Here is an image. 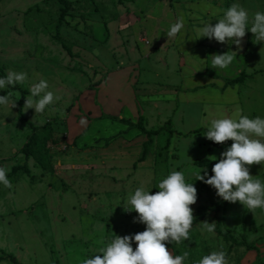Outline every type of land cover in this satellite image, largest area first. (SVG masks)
<instances>
[{"label":"rangeland","instance_id":"rangeland-1","mask_svg":"<svg viewBox=\"0 0 264 264\" xmlns=\"http://www.w3.org/2000/svg\"><path fill=\"white\" fill-rule=\"evenodd\" d=\"M242 2L251 5L249 15L264 12V6H261L264 0ZM148 10L145 4L139 5L135 0H0V77H5L9 71L25 72L28 76L24 85L0 90V95L9 94L16 100L10 114H7L10 109H0V167H10V171L12 164L24 163L26 159L23 146L31 128L19 118L22 91H26V99L30 95L29 86L45 80L49 86L47 90L60 97L42 114H35L34 109L25 111V99L23 101L22 110L29 122L39 127L45 124L53 127L52 138L46 144L49 155L44 154L49 156L55 171L53 174L44 173L43 184L36 179L33 183L29 174L20 173L17 179L8 177L11 188L0 185V264H14L6 258L7 254H13L20 264H81L82 259L88 256L102 255L97 252L115 235L122 237L145 230L144 224L134 222L137 213L125 211L118 203L126 205L127 197L139 186L152 188L150 193L157 192L155 187L158 182L174 170L185 172L187 182L193 183L197 190V200L190 205L194 218L198 206L223 201L214 188L195 180L194 173L201 168L202 175L206 170L211 176L214 164L198 166L194 161L203 158L211 160L215 156L213 161L217 162L221 152L232 143L229 140L220 147L211 144L204 134L212 119L231 116L237 108L249 118H264L262 43L247 50V66L250 70L255 67L260 71L255 73V80L243 86L241 102L231 106L229 111L222 110L219 104L198 102L199 107H204L203 113L192 115L189 112L181 125L176 118L168 123V118L163 116L159 120L152 117L151 120H155L154 128H150L152 130L166 126L178 132H189V135L174 132L170 139V128L165 130L154 138L148 152L150 155L144 161L136 160L142 154V147L138 151L140 140L130 144L126 141L123 156L117 160V172L113 175L110 170L102 172L90 166L79 168L83 161L97 158L93 151L99 152L93 147L86 150L90 145L82 146V138L89 129L85 117L97 120L92 118L88 109L90 104L97 103L93 99L88 103L87 90L98 89L111 71L134 66L129 81L137 98H140L142 92L138 87L145 80H141L139 71L149 70L147 65L150 64L162 65L174 56L173 52L168 54L165 49L152 50L157 40L151 37L149 31L156 22L147 21ZM62 14L64 20L58 32L70 43L74 56H70L56 39L57 23ZM241 49V46L237 47L238 51ZM151 51L158 62H148ZM139 64L141 67H138ZM170 64L168 75L172 73L175 76L176 65ZM163 75L166 78V72ZM146 82L150 87L145 90L144 96L150 98V102H141V110L145 107L153 111L162 110L164 106L168 109V81L154 82L149 79ZM129 97L126 93L124 98L128 100ZM173 99L172 105H175L177 101L175 97ZM127 102V107L134 110L131 100ZM191 103L196 105L197 102ZM101 108L105 109L103 102ZM106 108L112 114L118 113L112 102L106 103ZM253 111L257 114L254 115ZM122 114H128L130 118V111L126 108ZM82 118L85 119L83 124ZM111 122L112 126L117 123ZM100 124L94 123L96 130L93 134L105 131V123ZM68 128L76 137L73 144L66 142ZM63 161L79 163L76 167L73 164L65 167ZM134 162L140 164L138 169L146 170L143 176L136 179L132 178L137 169L132 167ZM28 165L35 178L44 171L32 157ZM142 169L140 173H143ZM249 170L254 178L264 181V164H253ZM218 216L223 220L222 230L233 232L239 241L252 242L258 236H264V210L256 209L252 213L236 202L229 203ZM203 221L216 225L211 212ZM201 223L192 227L190 239L182 244L166 243L170 254L181 255L187 251L188 264H196L202 256L223 250L227 264H239L247 249L225 240L216 232L203 233ZM262 241L263 238L258 242Z\"/></svg>","mask_w":264,"mask_h":264},{"label":"clouds","instance_id":"clouds-1","mask_svg":"<svg viewBox=\"0 0 264 264\" xmlns=\"http://www.w3.org/2000/svg\"><path fill=\"white\" fill-rule=\"evenodd\" d=\"M183 28V20L178 19L164 34L167 39L175 38ZM246 31L253 34L254 42H264V12L258 11L250 18L245 8L233 3L222 19L215 24L205 23L193 39L203 37L218 43L231 41L239 48ZM233 60V54L228 52L212 54L211 67L223 70ZM27 80V73L9 71L5 77H0V90L24 85ZM48 87L45 80L31 84L24 110L34 109L35 114H42L59 100L60 97L54 96L52 91L47 90ZM15 101L9 94L0 95V109H10L7 113L10 114ZM83 123L85 119L82 118ZM204 135L217 144L228 140L232 143L212 166V175L209 176L206 170L202 175L201 168L194 173L195 180L214 188L223 201L239 202L252 213L256 209L264 210V181L254 178L249 170L253 164H264V118H249L237 108L231 116L212 119ZM7 172L8 169L0 167V185L11 188ZM155 188L158 191L150 193L152 188L139 186L127 197L126 205L118 203L125 211L137 213L134 222L144 224L145 230L122 237L115 235L97 252L102 255L88 256L82 259L81 264H188L187 251L174 256L168 251L166 243L180 245L190 239L194 221L190 205L197 200V190L193 183L187 182L185 172L175 170L160 180ZM200 229L203 233L214 234L215 224L202 221ZM196 264H227L226 253L223 250L212 251Z\"/></svg>","mask_w":264,"mask_h":264},{"label":"crops","instance_id":"crops-1","mask_svg":"<svg viewBox=\"0 0 264 264\" xmlns=\"http://www.w3.org/2000/svg\"><path fill=\"white\" fill-rule=\"evenodd\" d=\"M135 1L138 2L139 5L145 4L149 8L147 21L151 22V20H153L156 22L155 26L152 27L149 31L151 37L153 36L157 40L156 45L154 46V48H152V50L154 51L156 49H165L168 54L173 52L174 56L170 57V61L168 60L163 62V66L161 65V63L158 65L150 64L147 65V68L149 70H141L139 71V73L137 71L138 75L141 76V80H145V83H141L138 87V90L142 92L140 98H137L136 92H134L135 90L130 84L131 82L129 81V76L133 72L134 66L119 68L113 72L111 71L107 74L106 80L98 87V89L87 90L86 93L89 94L88 103H90L92 99L97 103L93 106L91 104L88 106V109L92 112H90L92 118H95L97 120H89L87 117H85L89 129L86 133L85 138H82V146L84 144L90 145L88 146V148H86V150L93 147V150H97L99 152L97 154L93 151V153L95 154L94 156H97V158L87 159L86 161H83V165H81L79 168L87 169L90 166L94 167L97 170L100 169V171L102 172H109L110 170L111 175H113L114 172H117V170L115 169L118 166L117 160L123 156L124 150L122 149L126 145V141L127 144H130L137 140H140V146L138 147L139 151L143 146V142L147 140V137L142 135L141 131L138 128H129L127 125L120 122H117L120 123L117 124L115 121L109 118H101L103 115L121 116L126 119H130L134 123L138 121L139 116H143V124L147 130H152L150 128H154L153 122H155V120H159L160 116L165 117V119L168 118V123L172 121V118H176L179 121L178 123L181 125L183 124L184 118L187 117V114L189 112L192 113V115H200L201 113H203L204 107H199L198 102H205L208 105L219 104L222 110L224 109L225 111H229L231 109V106L241 102L240 94L243 86L255 80V73L260 71L256 70L255 67L250 70V67L247 66V50L249 48H252L253 45L258 46L259 43L264 44V42H254L255 37H253V34L250 31H246L245 37L242 39L241 51H238L237 46L231 44V41L229 43H218L215 40H209L203 37L193 39L197 35L199 29L205 23L210 22L212 24H215L218 19H222L224 12L233 3H238L240 6L245 8L248 13L252 12L249 8L251 6L250 4H245L242 2V0ZM261 6H264V4H262ZM249 16L251 18L252 15ZM178 19L183 20L184 28L182 29L181 33L177 35V37L167 39L164 33H166L169 27L172 24L176 23ZM160 24H163V26H159ZM161 27H165L167 30ZM224 52L233 54V62L226 69H213L211 67L212 54H222ZM153 55L154 54H152L151 51L149 57L147 58L148 62H150L151 60H155V62H158L156 60V57ZM243 58L244 60L242 61ZM170 63H174L176 65L175 76L172 73L168 75V71L171 70ZM138 67H141V65L139 64ZM164 72H166V78L163 75ZM242 74L247 76L243 83H229L230 80H236ZM149 79L153 80L154 82L162 80L168 81V109L166 108V106H164L162 110L158 108L157 110L153 111L149 107H145L141 110V102H150V98H146V96H144V93H146L145 90H147L149 86L146 80ZM126 93L128 97L130 96L128 100H131L132 102V106L134 108V110L132 111L127 107L128 100L124 98L126 97ZM174 97L177 102L175 105H172V101H175L173 99ZM185 100H189L190 102H182ZM193 101L197 102L196 105L191 103ZM101 102H103L105 109L101 108ZM108 102H112L114 105H116V109L118 110L117 114H112V112L108 111V109L106 108V103ZM124 108H126L127 111H130V118H128V114L125 116L122 114ZM253 113L254 115L257 114V112L255 111H253ZM89 117L91 118V116ZM152 117H155V120H151ZM111 121H113L114 124L116 123L115 126L111 125ZM97 122L101 123L102 125L105 123L104 125L106 126V129H104L105 131H103L101 134L97 132L93 134V131L96 130V127L93 125ZM167 128L173 130V132L169 131L168 138L170 137V139H172V135L174 134V132L175 134L181 133V135H189V132L182 133L176 131L174 128ZM69 130L70 128H68V131L66 133V142L68 144H73V141L76 139V137L74 136V133ZM112 146H114L113 149L110 148ZM149 155L146 157V159L149 157ZM139 158L137 157L136 160L139 161ZM30 159L31 157L29 159H25L24 163L16 162L15 164H12L10 171L16 165H28V160ZM136 162H134L132 165V167L135 166L137 168L136 173L134 174V176H132L133 179H136L135 177L138 178L140 176H143L146 171L142 168L138 169V167H140V164L137 165L135 164ZM35 163L39 165L36 161ZM63 163L65 167H68V165L71 164H73V167H76L79 161H68V163L63 161ZM59 165L61 167H64L62 163L60 164V162ZM39 166L42 167L44 171L41 172L42 174H40V177L35 178L30 166L28 165L31 174H33L34 176V180L31 181L35 182L36 180H39L38 183L43 184L45 178L44 173L49 172L53 174L55 170L53 172H50L46 170L42 165ZM9 168L10 167H8V169ZM141 169L143 173L139 172V170ZM91 170H93V168ZM10 171H8L7 174ZM17 178L18 177L14 179ZM89 178L91 179L90 176ZM248 236L249 234L247 235V237ZM262 238L263 241L258 242L261 241ZM253 242H257L256 244L260 248L262 259L264 262V236H258V238L250 243ZM247 254L249 255L246 259L245 256ZM256 257V251L247 250L239 264H258L255 262Z\"/></svg>","mask_w":264,"mask_h":264},{"label":"trees","instance_id":"trees-1","mask_svg":"<svg viewBox=\"0 0 264 264\" xmlns=\"http://www.w3.org/2000/svg\"><path fill=\"white\" fill-rule=\"evenodd\" d=\"M64 20V14H62L57 23V34H56V39L59 43L62 44V47L70 56H74V52L71 49L70 43L67 42L64 38L61 37L59 34V28L62 25V22ZM247 77L244 74H242L240 77H238L236 80H230V84H235V83H243L244 78ZM25 94L26 91H22V96L19 100V106H18V112H19V118L26 123L30 128H31V134L28 137L27 142L23 146L24 154L26 159H29L32 157L39 165H42L43 167L46 166V170L53 172L54 167L52 163L49 162V153L47 151V141L52 138L53 135V127L49 126L48 124H45L43 127H39L34 125L33 123L29 122L26 117L24 116L23 110H22V104L25 99ZM101 118H109L113 121L120 122L122 124L127 125L129 128H138L141 131V134L147 137V140L143 142L142 146V154L139 158V161H144L146 157L149 155V149L151 145L153 144L154 138L161 133L165 132V130H168L169 128L167 127H160L156 130H147L144 127L143 121L144 118L143 116H139L138 121L134 123L130 119H126L121 116H107L103 115ZM45 131V132H44ZM170 132H173V130L169 129ZM197 131V130H194ZM207 131V129H206ZM229 141V140H228ZM227 142V141H226ZM211 144L216 147H220L222 143L217 144L211 141ZM48 155H46V154ZM215 162L213 160L203 158V159H197L195 160L194 164L198 166H210L214 164ZM20 173H27L31 176V180H34V176L31 175L30 168L28 167L27 164L23 165H16L13 167V169L7 174L8 177H13L16 178L19 176ZM229 202L226 201H221L217 202L214 205H200L197 208V216L194 218L193 221V226L198 225L201 223L207 214L209 212L213 213V220L215 221V232L218 236L223 237L225 240L231 241L233 244L237 245L238 247H245L247 250H254L257 252V257H256V263H264L261 255V251L259 246L256 244L257 242H247L245 240L239 241L237 238L233 235L230 234L228 231L222 230V218L218 216L219 212L227 207ZM192 226V227H193ZM135 244L133 249H135ZM6 258H10L11 261L14 264H20L16 257L13 254H7ZM59 264V263H58Z\"/></svg>","mask_w":264,"mask_h":264}]
</instances>
